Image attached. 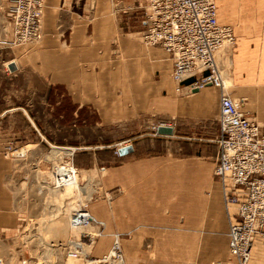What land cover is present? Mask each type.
<instances>
[{"label": "crops", "instance_id": "crops-1", "mask_svg": "<svg viewBox=\"0 0 264 264\" xmlns=\"http://www.w3.org/2000/svg\"><path fill=\"white\" fill-rule=\"evenodd\" d=\"M116 1L44 0L42 40L11 46L14 2L0 0V75L7 78V92L15 71L37 90L45 85L53 89L51 106L59 126H76L77 117L87 124L83 114L88 111L94 113L97 128L135 124V152L114 156L118 162L103 172L111 199L103 196L89 206L107 219L110 230L133 231L123 239L129 263L238 264L230 252L222 183L213 174L220 90L208 84L177 91L169 52L135 37L139 20L131 10H119ZM216 1L218 21L231 24L237 35L231 95L264 123V0ZM132 2L121 0L119 5ZM11 61L15 70L9 67ZM3 95L10 99L5 84ZM14 111L0 110V242L14 238L24 221L10 182L13 158L5 150L13 139L10 134L23 141L12 130ZM160 119L176 120L174 135L153 134L152 124ZM143 128L167 138L168 149L149 148L155 139L138 138ZM116 139L101 145L110 147ZM121 188L124 192L118 193ZM230 211L234 216L237 209ZM145 236L153 238L148 248L142 247ZM104 239L106 247L95 254L108 249L110 239ZM249 264H264L260 243Z\"/></svg>", "mask_w": 264, "mask_h": 264}, {"label": "rangeland", "instance_id": "rangeland-1", "mask_svg": "<svg viewBox=\"0 0 264 264\" xmlns=\"http://www.w3.org/2000/svg\"><path fill=\"white\" fill-rule=\"evenodd\" d=\"M120 1H116L117 8L120 7ZM132 33L141 39L140 29ZM38 42L27 44L34 45ZM4 58L7 59V55ZM2 59L0 56V64L4 63ZM225 71L227 78H230V82L227 80V83L231 92L233 89L232 63L231 70L227 68ZM25 76L12 71L11 93H9L7 92L9 87L7 78L0 75V110L15 109L12 130L23 136V141L16 142L14 138L17 135L10 134L13 139L6 144L5 150L13 158L14 169L10 182L16 202L24 214V221L16 236L0 242V264L91 263V260L101 258L109 252L114 233L120 230H117L115 226L114 228L112 226L110 230L107 219L98 215V212L89 206L103 196L111 199V192L107 191L102 182L103 172L107 169L106 165L118 162L119 158L114 157L118 156L115 153L116 148L132 144V152H135V124L125 126L126 128H114L113 126H108L107 129L97 128L93 126L94 113L88 111L87 114H83L88 121L87 124L81 121L82 118L77 117L79 118L78 125L59 126L51 106L53 89H48L45 85L44 90H37L31 80ZM28 78L35 79L34 77ZM4 84L6 94L10 97L8 100L3 95ZM169 121L176 122L175 119ZM81 124L84 125L80 126ZM147 130L143 128L140 133L144 132V134L138 138L151 139L152 137L155 139L154 143H149L151 149L157 151L168 149L170 142L167 138L145 133ZM154 132L153 130V134ZM122 137H128L129 140L127 142L121 140ZM115 139L118 141L110 147L101 145ZM9 144L11 148L7 146ZM147 147L148 143L142 149L146 150ZM58 152H72V155L62 156ZM120 156L123 155L120 154ZM58 166H64L66 169L74 168L78 178V187L69 188L68 193L64 190V186L55 187L54 181L57 177L55 171ZM123 192L122 188L118 190V193ZM82 205H86L97 219L105 223L104 230H102L104 234L84 244L87 255L73 258L69 256L66 248L69 238H77L83 232L97 235L100 229L97 224H92L84 230L71 226L73 212ZM120 232L123 233L120 239L124 253V263L121 262V264H131L124 250L123 239L130 237L133 231L121 230ZM106 237L110 239L108 249L101 254H95L102 246L106 247L104 242ZM152 239L150 236H145L142 247L152 246L150 242ZM258 243L262 246L261 240L257 239L254 247Z\"/></svg>", "mask_w": 264, "mask_h": 264}, {"label": "built area", "instance_id": "built-area-1", "mask_svg": "<svg viewBox=\"0 0 264 264\" xmlns=\"http://www.w3.org/2000/svg\"><path fill=\"white\" fill-rule=\"evenodd\" d=\"M13 2L11 23L14 35L9 44L16 46L27 41H40L44 34V0ZM129 7L139 20L143 40L170 53L174 63L171 74L178 88L202 87L209 83L225 86L217 52L234 46L237 35L231 24L218 21L216 0H135V4ZM168 122L160 119L153 127ZM218 123L214 174L222 182L223 199L228 210L230 252L238 264H249L257 236L264 246V124L248 111L241 110L225 92L221 96ZM7 146L11 148L10 144ZM115 153L120 156L117 148ZM234 206L237 211L233 216L229 209ZM80 207L71 219L74 226L96 222L100 231L104 230L103 222L97 220L86 205ZM116 233L123 235L120 231ZM95 237L91 232H83L77 238H69L67 252L80 254L84 243L92 242ZM115 247L118 248L116 243ZM107 255L105 260L102 258V263L107 262Z\"/></svg>", "mask_w": 264, "mask_h": 264}, {"label": "bare ground", "instance_id": "bare-ground-1", "mask_svg": "<svg viewBox=\"0 0 264 264\" xmlns=\"http://www.w3.org/2000/svg\"><path fill=\"white\" fill-rule=\"evenodd\" d=\"M135 4V0L132 2V3H130V4H127L126 6H121V7H119V10L121 9V8H127V9H129V10H132L129 6H133ZM44 6H45V3H44ZM43 18H44V8H43ZM12 26V25H11ZM234 28V27H233ZM235 32V31H234ZM141 33V32H140ZM11 35H14V28H13V26H12V32H11ZM44 35V34H43ZM43 38V37H42ZM237 38V37H236ZM141 39H142V41H144L143 40V37H142V35H141ZM237 41V40H236ZM35 42H37V41H27L26 43H23V44H27V43H35ZM40 42V41H39ZM38 42V43H39ZM145 42V41H144ZM145 43H147V42H145ZM147 44H149V43H147ZM19 45H21V44H19ZM152 45H156V44H152ZM159 46V45H158ZM235 46H236V44L234 45V46H232V47H225V48H223L222 50H220L219 52H217V59H218V62H219V64H220V66H221V70H222V75H223V78H224V80H225V86L222 88V87H219V86H216V85H214V84H212V83H209V84H211L212 86H215V87H217V88H219V90H220V115H221V96H222V93L223 92H225V94H228V95H230L233 99H234V101L236 102V104L239 106V108L241 109V110H243V111H247V110H244V109H242L241 108V106L237 103V100L231 95V92H230V89H229V85H228V83H227V80H228V82H230V80H229V77L227 78V75H226V69L227 68H229L230 70H231V63H232V56H233V54H234V48H235ZM161 47V46H160ZM163 48V47H162ZM164 49V48H163ZM167 51V50H166ZM170 54V53H169ZM171 56V55H170ZM172 58V57H171ZM172 61H173V59H172ZM173 65H174V63H173ZM173 69V68H172ZM172 73V72H171ZM171 78L173 79V81H174V83H175V86H176V90L177 91H179V92H182V91H186V92H190V91H192L193 89H198V88H201V87H197V86H195V87H191V86H182V88L180 89V88H178V84H177V82L174 80V78L172 77V74H171ZM208 85V84H207ZM206 86V85H205ZM202 87H204V86H202ZM253 117H255V116H253ZM220 118V117H219ZM256 118V117H255ZM257 119V118H256ZM258 120V119H257ZM259 121V120H258ZM261 124H264L263 122H261V121H259ZM176 124V122L175 121H169L168 123H161V124H157L156 125V127H153V128H155V129H153L154 131H156L157 132V134H155V135H161V134H167V135H173L174 134V129H173V132L172 133H160L159 131H158V128H159V126L160 125H165V126H172L173 128H174V125ZM120 147H122V146H120ZM120 147H118V153H120V151H119V149H120ZM58 154H60V155H62V156H70V155H72V152H68V153H63V152H58ZM121 154V153H120ZM122 155V154H121ZM72 163H73V161H72ZM73 165H74V163H73ZM74 168H70V169H66L64 166H61V167H57L56 168V171H55V174H57V177L55 178V183H54V185H55V187H65V191L68 193V189L69 188H74V187H78L77 185H78V178H77V174H76V172H74V170H73ZM215 170V169H214ZM215 173V172H214ZM215 175V174H214ZM215 177H217L216 175H215ZM218 178V177H217ZM220 180V179H219ZM221 181V180H220ZM222 183V182H221ZM70 192V191H69ZM225 203V202H224ZM81 208V207H80ZM225 208H226V211L228 212V210H227V207L225 206ZM76 210H79V208L78 209H76ZM89 210V209H88ZM229 210H231V207H230V209ZM75 212V211H74ZM73 212V213H74ZM89 212H91L90 210H89ZM228 214V213H227ZM73 216V215H72ZM94 216V215H93ZM95 217V216H94ZM96 219H97V217H95ZM229 218V217H228ZM72 219V218H71ZM97 220H99V219H97ZM100 221H102V220H100ZM103 222V221H102ZM92 224H97L98 225V227H99V224L98 223H96V222H88V223H86V224H83V225H80V226H74L73 224H72V221H71V226H74V227H76V229H80V230H84V229H86V228H88L89 226H91ZM103 226H105V223L103 222ZM91 228V227H90ZM100 228V227H99ZM79 233V232H78ZM104 233H103V231H100V229H98V232H97V235L96 236H102ZM69 235V234H68ZM257 239H260L261 240V238L260 237H258L257 236V238L255 239V241L257 240ZM118 240L120 241V244H119V242H118ZM255 241H254V243H255ZM113 243H112V245H111V248H110V250H109V252H107L106 254H104L101 258H98V259H94V260H91L92 262L91 263H88V264H121V262H123L124 263V253H123V248H122V242H121V239H120V235L118 234L117 235V233H114V238H113V241H112ZM86 243V242H85ZM84 243V244H85ZM115 243L118 245V248H116L115 247ZM261 243H262V246H263V242H262V240H261ZM263 248H264V246H263ZM253 249H254V245H253ZM69 254V256L70 257H73V258H79V257H82V256H85V255H87V250H86V248H85V246H83V249H82V252L80 253V254H78V255H74V253L73 252H71V253H68ZM108 254V255H107ZM253 254V253H252ZM105 255H107V257H106V260H107V262L106 261H104V263H102L101 261L104 259V256ZM103 258V259H102ZM251 258H252V256H251ZM105 260V259H104ZM237 260V259H236ZM251 260V259H250ZM238 263V262H237ZM249 263H250V261H249Z\"/></svg>", "mask_w": 264, "mask_h": 264}, {"label": "water", "instance_id": "water-1", "mask_svg": "<svg viewBox=\"0 0 264 264\" xmlns=\"http://www.w3.org/2000/svg\"><path fill=\"white\" fill-rule=\"evenodd\" d=\"M9 67L11 70H15L17 68V65L14 61L9 62ZM158 131L160 133H172L173 132V127L172 126H165V125H160L158 128ZM133 149L132 144L124 145L120 147L119 151L122 155L129 153Z\"/></svg>", "mask_w": 264, "mask_h": 264}]
</instances>
